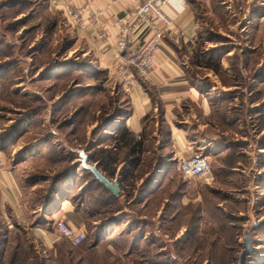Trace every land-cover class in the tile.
Returning a JSON list of instances; mask_svg holds the SVG:
<instances>
[{"label": "rangeland", "instance_id": "obj_1", "mask_svg": "<svg viewBox=\"0 0 264 264\" xmlns=\"http://www.w3.org/2000/svg\"><path fill=\"white\" fill-rule=\"evenodd\" d=\"M217 2L221 8L199 12V36L206 52L202 61L208 56L209 62L219 60L223 71L216 74L191 61L190 81L217 101L216 117L206 118L217 127L209 125L203 134L215 137L217 147H228L220 154L229 155L202 153L212 157L203 179L183 178L171 162L168 166L176 170L163 178L166 188L159 197L137 205L135 196L121 224L100 228L111 214H105L103 191L91 183L92 177L77 168L83 192L62 186L64 180L55 187V181L93 144L91 154L108 151L116 165L124 161L122 148L116 147L119 134L107 136L105 130L119 124L121 110L126 115V95L110 73L99 71L95 56L76 45L62 13L49 12L44 0H0V144H10L11 151L31 146L23 147L27 167L22 188L32 207L39 209L56 188L55 194L74 193L81 209L100 213L70 225L87 236L79 247L56 232L57 245L47 249L30 233L0 230V264H239L246 230L256 248L250 264H264V220L251 223L257 210L264 216V21L252 18L245 0ZM216 32L225 38L217 41ZM38 93L45 100L35 102ZM159 150L152 140L145 145L148 153L133 178L134 183L142 180L145 189L166 160ZM133 186L127 190L134 196ZM258 257L263 259L257 262Z\"/></svg>", "mask_w": 264, "mask_h": 264}, {"label": "crops", "instance_id": "obj_2", "mask_svg": "<svg viewBox=\"0 0 264 264\" xmlns=\"http://www.w3.org/2000/svg\"><path fill=\"white\" fill-rule=\"evenodd\" d=\"M44 2L49 12H60L65 17V4L68 3L76 7L87 6L88 9L84 19H88L91 12L103 11L100 22L112 38L109 45L98 40L93 25L90 24L85 31H81L70 23L67 17L66 20L70 23L71 30L77 37L76 45L84 47L86 53L94 55L96 66L100 69L99 71L110 73V76L115 78V83L117 82V85L120 87L119 79L114 71H112V67L119 56L116 37L119 36L122 27H131L132 23L129 17L134 10L141 6V1L44 0ZM245 2H247L246 7L252 6V18H259L264 21V0H245ZM218 6L220 7L217 0H167L164 12L172 20L171 25L166 28L162 23L155 20V17L152 16L150 18L157 27H163L165 37L158 52L159 54L155 58L156 76L151 81H145L137 74L134 76L132 83L133 91L128 94L122 89L127 98L128 110L125 113L126 115L122 114L121 110L120 115L116 117L120 121L119 124L105 130L107 136H114L110 133L120 135L124 129L131 131L136 141L142 145V149H138V152H141V158L138 160V152L127 161L124 158V161L118 164V173L115 179H110L106 174L102 173L110 180L117 181L121 189V195L118 198L113 197L109 192H102L104 200L101 203L104 204L105 214L111 213L116 206H120L121 208L116 209L117 212L113 214L114 217L109 218L105 223L98 224L100 228L116 225L115 223L121 224L123 215L127 214V207L134 203L131 201L138 195L139 197L135 201L137 205H144L159 197L166 188L162 183H165V179L176 170L172 164L171 167L170 165L168 166L171 162H176L175 165H177L179 159L195 156L198 153L202 155L207 150L213 156L218 155L217 158L229 155L228 153L220 154L223 150L229 151L228 147L225 149L223 146L217 147L219 143L215 137L210 138L208 134H203V130L207 126L212 125V129L217 127L211 120L216 117L214 102L217 103V101L213 99L214 97L203 95V91L190 81L191 69L189 63L192 61L194 65L202 67L199 65L200 59L196 56L195 52L199 46L198 43L202 40L201 36H199V12L203 11L209 14L218 8ZM216 33L219 35L216 38L217 41L225 38L219 32ZM152 36V27L142 25L131 31L128 38L133 46H140L148 44L153 38ZM213 40L210 41L214 42ZM205 41L206 44L209 42L206 39ZM202 52L206 54L204 50ZM209 58L210 56H208ZM205 69L214 72L211 69ZM225 71L227 72L228 70ZM221 93L224 92L221 91ZM39 97L45 100L41 94H39ZM54 104L55 102L52 105L50 104L51 107ZM51 110L54 109L52 108ZM209 116L212 118H208V121H206V118ZM211 134L212 136L214 135L213 133ZM119 135L115 137L116 142ZM151 140L159 145L160 152L166 154V160H164L160 169L155 170L154 174L152 173L150 178L147 179V187L145 189L144 185H142V180L140 181L141 183L139 182L140 184L134 183L133 178H135L137 170L143 162L144 154L148 153L147 151L145 152V145ZM234 145L232 144V146ZM94 146V144L90 146L86 154L90 157V163L97 166L91 160V149ZM10 147V144H5L4 146L0 144V161L4 163V167L0 168V230H6L8 235L15 232L30 233L33 237L40 239V245L50 249L55 248L59 241L56 237L58 235L54 233V225L58 220H65L66 223L73 226V224L78 223V220L84 224L87 221V215L90 213L100 216V213L91 212L90 209L85 211L81 207L78 208L76 203H72L71 199L74 197V193L72 192L70 194L68 192L66 194L63 193L62 197H59L52 206L42 203L39 209L32 207L28 203V199L22 188L23 181L26 180L23 171L27 167L26 157H22L23 147L31 146H22L18 151H11ZM116 147L119 148L118 144ZM65 148L69 152H76L72 147ZM123 153L125 156V149ZM211 155H207L209 159L212 158ZM260 156L263 157L264 154H260ZM75 163L76 161L74 160L73 164ZM236 170L237 168L234 169V171ZM260 174L264 177V164L262 165ZM164 177L165 179H163ZM73 179L74 181L72 182L64 181L65 184H60V187L61 185L67 187L71 184V188L75 187L73 188L74 190L72 189L73 192L76 191V187L79 188L78 192L85 190L83 182H80L81 180L77 179V177ZM133 185L136 186V191L134 196L132 195L129 200V197L127 198V189ZM247 192L246 190L242 194ZM85 199H88L87 196ZM239 202L245 203L242 199H239ZM256 212H258L256 215L260 217L257 216V219L251 222L254 226H257L258 223L264 220V216L259 213L260 211L257 210ZM244 219L253 221L250 218ZM9 243H5L7 247ZM6 251H8L7 248ZM260 258L257 259V262L260 261Z\"/></svg>", "mask_w": 264, "mask_h": 264}, {"label": "built area", "instance_id": "obj_3", "mask_svg": "<svg viewBox=\"0 0 264 264\" xmlns=\"http://www.w3.org/2000/svg\"><path fill=\"white\" fill-rule=\"evenodd\" d=\"M141 6L134 10L130 15L131 27H122L118 37H116V46L118 49V59L112 67V71L117 75L124 91L130 94L133 91L132 83L137 74L145 81H151L156 76L155 58L159 54L162 42L164 40L163 27H157L151 17L162 23L164 27L171 25L172 20L165 14L164 6L167 0H140ZM88 7L73 6L65 4V14L70 23L81 31L91 24L95 27L97 38L108 45L112 38L100 22L103 11L89 13L88 19H84ZM148 25L153 29V38L146 45L133 46L128 36L136 28ZM4 163L0 161V168ZM177 168L185 179H203L210 173V159L207 155L191 156L178 160ZM55 232L62 238L67 239L72 247L80 246L86 240L83 233L75 231L68 223L58 220L54 225Z\"/></svg>", "mask_w": 264, "mask_h": 264}, {"label": "trees", "instance_id": "obj_4", "mask_svg": "<svg viewBox=\"0 0 264 264\" xmlns=\"http://www.w3.org/2000/svg\"><path fill=\"white\" fill-rule=\"evenodd\" d=\"M202 44L203 43L200 41L199 46H198V48L195 51L196 52V56L200 59L199 60V65L202 66V67H204V68L213 70L216 74H217V72L219 73V72L223 71L221 62L219 60L217 62H212V61L209 62L208 61L209 59L206 56L207 59L205 61H202L203 58L205 57V53L202 52V49H201V45ZM120 87H121V85H120ZM122 89H123V87H122ZM40 99L41 98L37 97V100H35V102L39 101ZM117 144H118V146L120 148H122V150H124V149L126 150V153H125V161L129 160V158L132 155L137 154L138 149L139 150L142 149V145L138 141H136L135 137L133 136V134L131 133V131H129L128 129H124L120 133L119 138L117 139ZM138 153L139 154H138V157L137 158L139 160L141 158V156H140L141 152H138ZM101 154H100L101 156H99V157H97L94 154H91V160H92V162H94L95 164H97L96 167L98 168V170H100L102 173L106 174V176H108L110 179H115L116 178V175L118 173V169H117L118 168V164L116 165V162L114 161L112 155L108 153V151H103V152H101ZM73 158H75V157H73ZM73 160H75V159H73ZM78 167H80V163L79 162L73 164L72 167L69 168L70 170H65L66 172L64 173L63 176L61 175L62 173H60V175L56 177L55 187H56L57 183H61L62 180L69 182L73 178L77 177L78 175H76L77 174L76 172H77V168ZM85 173L87 174V176L92 177V180H91V183L92 184H97L99 187H101V189H102L103 192L106 191V192H109L111 195H113L111 193V191H109L105 186H103L102 184H100V182H98L95 179L94 175L90 171H85ZM77 179H78V177H77ZM86 182H88V181H86ZM131 187H134V186H131ZM55 190H56V188L54 190H52L53 194L50 195V197L46 198V200H44L43 202H40V203L41 204L44 203L45 205H48V206L49 205L50 206L54 205V203H56V201L58 200V198L59 197L61 198L62 195H63L62 193H58L57 192L58 193L57 194L58 197H57L56 194H55V192H54ZM127 194H128L127 198L128 197L130 198L132 196V194H131V192L129 190L127 191ZM113 197L118 198L120 196L113 195ZM74 198L75 197H73V199H71V202L72 203L75 201ZM76 206L78 207L79 205L76 204ZM78 208H80V207H78ZM116 209L113 208L112 212L110 213L111 214L110 215V218L114 217L113 214L117 212ZM118 209H120V208H118ZM99 238H101V236ZM86 240H87V236H86ZM86 240L84 241V243L86 242ZM99 242L100 241L95 242L94 245H99Z\"/></svg>", "mask_w": 264, "mask_h": 264}, {"label": "water", "instance_id": "obj_5", "mask_svg": "<svg viewBox=\"0 0 264 264\" xmlns=\"http://www.w3.org/2000/svg\"><path fill=\"white\" fill-rule=\"evenodd\" d=\"M88 150L80 152L79 163L82 170L90 171L95 179L100 182L103 186H105L111 193L115 196L121 195V189L119 183L117 181H112L108 177L104 176L100 170L95 165L90 163V157L86 154ZM255 240L252 235V232L246 230L243 237V251L239 257V264H250V260L255 254L256 248H254Z\"/></svg>", "mask_w": 264, "mask_h": 264}]
</instances>
